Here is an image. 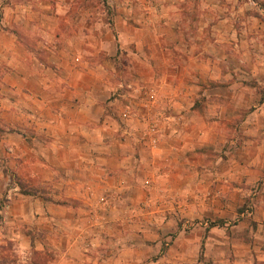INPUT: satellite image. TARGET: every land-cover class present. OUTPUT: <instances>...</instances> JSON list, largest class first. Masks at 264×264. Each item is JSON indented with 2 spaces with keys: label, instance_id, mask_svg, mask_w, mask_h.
I'll use <instances>...</instances> for the list:
<instances>
[{
  "label": "crops",
  "instance_id": "crops-1",
  "mask_svg": "<svg viewBox=\"0 0 264 264\" xmlns=\"http://www.w3.org/2000/svg\"><path fill=\"white\" fill-rule=\"evenodd\" d=\"M103 3L0 0V238L40 229L62 264H138L178 221L236 227L255 183L264 260V0ZM122 50L157 96L152 150L111 108Z\"/></svg>",
  "mask_w": 264,
  "mask_h": 264
},
{
  "label": "rangeland",
  "instance_id": "rangeland-1",
  "mask_svg": "<svg viewBox=\"0 0 264 264\" xmlns=\"http://www.w3.org/2000/svg\"><path fill=\"white\" fill-rule=\"evenodd\" d=\"M87 1L95 3L99 8L103 7L104 4V0ZM131 48L135 51L134 47ZM128 51L130 50L121 51L119 63L117 64L118 66L124 64L121 67L122 69L119 70L120 75L117 78L121 81V95L117 96L118 100L111 105L113 112L117 116L123 103L126 102L125 97L122 96L123 91L128 90V94L131 93L128 98L131 101H136V98L141 95L142 91V89H138V85L144 89H152L149 84H146L147 81L134 79L131 65L133 58L131 52ZM127 85H130L132 88ZM135 120L138 122L139 127L137 128H140V121L138 119ZM14 180L20 184L21 190H27L28 186L24 184L20 174L14 175ZM32 187L39 191L44 190L38 183ZM249 187L250 190L242 196L241 205L236 208V210L239 209L241 212V217L238 212L239 224L236 227L231 226L233 220L230 219L226 224L220 222L221 224L213 225L219 226L218 229L215 228L207 233L202 228V226L207 225V223H203L207 219L204 216L191 221L181 220L182 223L178 221L177 223L181 224L180 226L182 227L179 235L176 230L166 231L154 240L145 238V243H136L144 255V259L138 264H151L158 257V262H161L160 259H162L164 264H264L263 259L256 258L252 245L253 231L257 228L256 220L251 216L254 208L252 196H254L253 188L255 187V183ZM196 193H198L197 197H199L202 190L196 191ZM5 200L6 198L1 196L0 204L4 203ZM217 219L213 218L212 220L218 222L219 220ZM21 229L24 230V227L22 226ZM28 231L31 235L37 236L34 239L31 238V242L27 238L24 241L19 238H12L11 236L0 238V264H62L58 256V248H48L44 244H42V247L40 246L42 242V231L40 229L32 228L31 230L28 229ZM218 238L222 239L223 242L218 244L216 242ZM201 240L202 249H200ZM154 241L157 242V247L155 250H151L148 248V244ZM262 248H264V245L260 246V249ZM235 253L240 256H237ZM65 264L68 263L65 262Z\"/></svg>",
  "mask_w": 264,
  "mask_h": 264
},
{
  "label": "built area",
  "instance_id": "built-area-1",
  "mask_svg": "<svg viewBox=\"0 0 264 264\" xmlns=\"http://www.w3.org/2000/svg\"><path fill=\"white\" fill-rule=\"evenodd\" d=\"M130 87V85H127ZM132 88V87H130ZM138 89H142L141 95L136 101H127L123 103L118 113L120 121L124 127L130 119H138L140 121V138L148 149L152 150L157 147L160 136L161 114L156 111L157 96L152 89H144L138 85Z\"/></svg>",
  "mask_w": 264,
  "mask_h": 264
},
{
  "label": "trees",
  "instance_id": "trees-1",
  "mask_svg": "<svg viewBox=\"0 0 264 264\" xmlns=\"http://www.w3.org/2000/svg\"><path fill=\"white\" fill-rule=\"evenodd\" d=\"M216 220V219H215ZM217 220H219L218 222H215L214 220H209L208 222H207V225L204 227V230H206L207 228H208V226H212V225H218V224H221L220 222V219H217ZM200 249H202V240H201V243H200ZM199 249V250H200Z\"/></svg>",
  "mask_w": 264,
  "mask_h": 264
}]
</instances>
